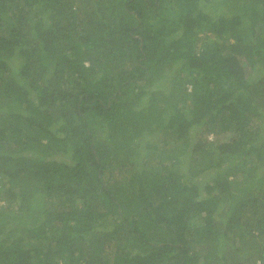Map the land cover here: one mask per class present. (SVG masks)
<instances>
[{"label":"trees","instance_id":"1","mask_svg":"<svg viewBox=\"0 0 264 264\" xmlns=\"http://www.w3.org/2000/svg\"><path fill=\"white\" fill-rule=\"evenodd\" d=\"M0 197V264H264V0H0Z\"/></svg>","mask_w":264,"mask_h":264},{"label":"rangeland","instance_id":"2","mask_svg":"<svg viewBox=\"0 0 264 264\" xmlns=\"http://www.w3.org/2000/svg\"><path fill=\"white\" fill-rule=\"evenodd\" d=\"M190 85H188V87H189ZM0 203H3V197H0ZM238 244V243H237ZM227 245L229 246L228 248L230 249L231 247H235L236 246V244H234V245H230V242H227ZM243 256V255H242ZM228 261H230V259H228ZM255 264H262L260 261H259V259H257L256 260V262H255Z\"/></svg>","mask_w":264,"mask_h":264}]
</instances>
